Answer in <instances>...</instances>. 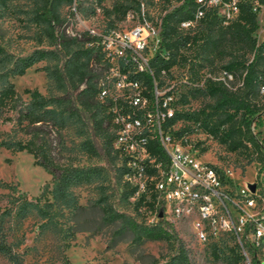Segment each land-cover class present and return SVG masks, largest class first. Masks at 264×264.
Returning <instances> with one entry per match:
<instances>
[{
  "label": "trees",
  "instance_id": "16d2710c",
  "mask_svg": "<svg viewBox=\"0 0 264 264\" xmlns=\"http://www.w3.org/2000/svg\"><path fill=\"white\" fill-rule=\"evenodd\" d=\"M72 1L39 0L35 4L32 21L42 28L47 46L52 50H34L27 56L19 57L6 52L0 44V123L12 125V135L0 145L11 152L27 153L32 157L33 164L42 168L51 178V186H45V193L50 196V200L46 194L28 199L25 194L18 193L11 196L10 208L0 210V255L9 264H16L5 229L12 217L21 221L34 214L45 222L44 226L50 225L55 221L57 211L76 206L72 194L74 188L92 184L103 177L100 174L103 168H79L62 164L57 158L63 147L62 132L69 125L80 126L81 131L76 132L82 138L80 148L89 158H99L107 164L119 158L118 180L122 181L123 198L136 196L137 209L144 204L157 219L156 225L144 226L104 206L101 208L104 221L119 223L121 233L130 234L136 244L148 240H176L173 231L166 229L165 225L169 224L163 217L159 218L162 206L157 201L153 184L149 183L146 193L137 196L136 188L125 179L123 158L114 148L109 104L97 98L107 63L95 45V37L87 32L69 36L62 28L58 15L59 7L64 2L71 4ZM177 2L179 4L161 19L160 49L166 55L162 57L156 54L151 59L149 66L153 80L160 84L162 74H168L173 67L186 66L196 77L201 70L212 69L216 61L222 62L220 69L224 80L209 77L201 87L193 86L188 92L189 99L206 98L210 102L193 112L175 111L167 127L172 128L179 121L196 125L206 135L218 139L229 152L250 150L251 156L246 165L264 163V146L258 135L254 134L256 128L264 124V94H261L264 91V43H257L253 36L257 23L251 4L240 1L236 18L228 24L223 23L216 10H208L195 28L182 30L181 23L193 19L197 4L195 0ZM259 3H264V0H259ZM4 6V0H0V9ZM126 11L127 8L123 14ZM41 43L42 40L39 41ZM49 58L62 61L59 66L44 68L46 77L54 83L58 95L43 96L35 90H26L24 94L28 98L24 100L15 91L9 78L21 77L35 64ZM229 77L237 81L239 86L229 88ZM153 80L145 79L149 88H152ZM188 95L181 96L175 104L187 105ZM171 133L177 139L182 137L180 132ZM95 139L99 141L100 148H97ZM154 154L166 161L160 150L157 149ZM2 187L14 191L7 185ZM230 251L235 256L233 259L221 258L225 264H240L245 259L234 249ZM165 264H191L181 243ZM251 264L259 263L252 258Z\"/></svg>",
  "mask_w": 264,
  "mask_h": 264
},
{
  "label": "rangeland",
  "instance_id": "374dc122",
  "mask_svg": "<svg viewBox=\"0 0 264 264\" xmlns=\"http://www.w3.org/2000/svg\"><path fill=\"white\" fill-rule=\"evenodd\" d=\"M240 1L251 4L257 23L253 36L257 43H264V3L260 4L259 0ZM4 2L5 6L0 9V44L6 52L24 57L34 50H52L47 46L42 28L32 21L35 4L39 0ZM178 4L177 0H73L71 4L64 2L58 9V15L68 35H82L88 31L96 34H124L143 21L150 22L161 32L162 17ZM223 11L220 9L219 13ZM196 26L197 22L192 28ZM61 62L49 58L35 64L23 76L9 78V82L24 100L28 98L24 94L26 90H35L43 96L58 95L54 83L46 77L44 68L59 66ZM221 65L222 62L216 61L212 69L201 70L196 77L188 66L173 67L168 74H162L161 83H157L158 89L162 93H172L177 101L181 96L188 95L193 86L201 87L206 78L224 80ZM227 84L234 89L239 86L232 79H228ZM109 90L111 94L119 93L114 83L109 84ZM208 102L206 98L189 99L185 106L176 104V111L193 112ZM11 131V124L0 123V143L12 135ZM78 131H81L80 126L69 125L62 132L63 147L57 158L62 164L79 168H103L100 172L103 177L92 184L74 188L72 194L76 206L57 211L55 221L50 225L44 226L45 222L34 214L21 221L12 217L5 229L16 264H165L174 256L180 243L191 264H225L221 258L233 259L235 254L230 251L232 249L243 256L234 236L220 233L201 243L192 234L189 222L171 223L164 215V221L169 224L165 225L166 229L173 231L176 238L171 242L148 240L136 244L130 234L121 233L119 223H106L101 213L104 206L144 226L156 225L157 219L154 220L144 204L137 209L136 196L123 198L122 181L118 180L119 158L111 164L99 158H89L80 148L82 138L76 133ZM171 132L181 133V138L174 137L175 142L190 158L210 164L222 172L225 187L233 197L245 191L248 185H255V206L247 212L256 219H264V163L246 165L251 156L250 150L229 152L218 139L206 135L196 125L179 121L170 128ZM254 134L258 135L264 146V124L257 127ZM94 142L100 148L99 141L95 139ZM0 184V210H4L10 208L11 196L18 193L25 194L28 199L37 198L40 194L48 195L45 186H51V178L42 168L33 164L32 157L27 153L11 152L0 145ZM2 185L12 187L14 191ZM46 197L50 200L49 195ZM240 204L244 207L243 202ZM0 264L9 262L0 255ZM240 264L247 262L244 259Z\"/></svg>",
  "mask_w": 264,
  "mask_h": 264
},
{
  "label": "built area",
  "instance_id": "2783aa9c",
  "mask_svg": "<svg viewBox=\"0 0 264 264\" xmlns=\"http://www.w3.org/2000/svg\"><path fill=\"white\" fill-rule=\"evenodd\" d=\"M195 2L193 19L181 23L182 30L192 28L208 10H216L228 24L236 18L240 0ZM220 9L224 11L219 13ZM87 33L96 38L95 45L107 63L97 98L109 104L114 148L123 158L125 179L136 188V195L146 193L152 183L157 201L163 205L161 213L171 223L189 222L192 234L201 243L212 235L230 234L247 264L252 258L264 264V219L247 212L255 206L256 192L251 193L247 187L233 197L225 187L222 172L190 158L167 127L175 115L176 99L170 92L159 91L149 66L156 54L166 55L160 49V32L143 21L124 34ZM146 78L153 80L152 88L146 85ZM110 83L117 86L118 94L110 93ZM157 149L166 161L154 154Z\"/></svg>",
  "mask_w": 264,
  "mask_h": 264
},
{
  "label": "water",
  "instance_id": "95a60500",
  "mask_svg": "<svg viewBox=\"0 0 264 264\" xmlns=\"http://www.w3.org/2000/svg\"><path fill=\"white\" fill-rule=\"evenodd\" d=\"M249 190L251 191V193H253L255 191V185H248ZM163 214L160 213L159 214V218H162Z\"/></svg>",
  "mask_w": 264,
  "mask_h": 264
}]
</instances>
